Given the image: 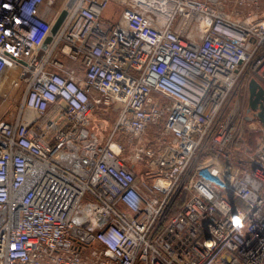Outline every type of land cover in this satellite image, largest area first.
Masks as SVG:
<instances>
[{"label":"built area","instance_id":"obj_1","mask_svg":"<svg viewBox=\"0 0 264 264\" xmlns=\"http://www.w3.org/2000/svg\"><path fill=\"white\" fill-rule=\"evenodd\" d=\"M56 1L0 0V82L23 91L0 118V264H264V135L242 131L264 125L239 110L264 86V16L226 9L257 0H114L115 22L109 0ZM113 102L110 134L90 130ZM160 127L175 147L137 143L158 165L141 184L115 134Z\"/></svg>","mask_w":264,"mask_h":264},{"label":"rangeland","instance_id":"obj_2","mask_svg":"<svg viewBox=\"0 0 264 264\" xmlns=\"http://www.w3.org/2000/svg\"><path fill=\"white\" fill-rule=\"evenodd\" d=\"M63 0H57L55 2V7L58 8L61 6ZM226 5V3H225ZM233 1L227 2L226 9L234 14L244 15V14H253L254 17H262L264 16V0H257L256 3H250L246 5H240L235 8L233 11ZM122 10V6L114 0H109L106 3V6L102 12V19L109 22H115L118 20L120 16V12ZM52 14V13H51ZM62 60L67 63L70 67L75 66L72 61H67V59L62 58ZM78 68V67H77ZM16 76V72L11 70L7 72L6 78L2 79L0 82V118L7 119L10 118L11 113L16 114L19 108V103L22 99L21 89L16 88L10 84L12 78ZM244 96L241 97L240 101V109L244 111L248 105V96L246 95V91L244 92ZM120 105L118 103L113 102L110 106H100L97 109H94L89 118V129L99 132L104 136H108L110 132L113 130L114 124L118 118V113L120 110ZM28 116V114H27ZM242 131L246 136H251V138L262 137L264 135V130H252L247 125L246 122L243 123ZM105 137V138H106ZM104 138V139H105ZM115 139L122 143L124 149L122 151V157L125 159L127 166L132 168L137 175L138 180L142 183L147 184L146 173L149 172L148 169L157 168L158 165L150 166L153 158L145 157L143 155H137L138 151L136 149L137 143L143 142L148 143L155 151L160 153L159 159L162 157L163 149L166 146L175 147V141L171 135H168L163 127L155 128L151 131H147L141 140L136 139L130 141L129 136L127 135H116ZM159 153H156L158 155ZM167 164L166 162H164Z\"/></svg>","mask_w":264,"mask_h":264},{"label":"water","instance_id":"obj_3","mask_svg":"<svg viewBox=\"0 0 264 264\" xmlns=\"http://www.w3.org/2000/svg\"><path fill=\"white\" fill-rule=\"evenodd\" d=\"M73 1L74 0H69L68 5H71ZM66 15L67 10H61L60 14L58 15L57 19L50 29V34L46 36L42 43V49H45L48 43L52 40L53 35L58 31ZM248 91L249 96L247 112L255 111L257 118L259 119L261 124L264 125V86H262V84L255 78H251L248 82Z\"/></svg>","mask_w":264,"mask_h":264},{"label":"bare ground","instance_id":"obj_4","mask_svg":"<svg viewBox=\"0 0 264 264\" xmlns=\"http://www.w3.org/2000/svg\"><path fill=\"white\" fill-rule=\"evenodd\" d=\"M145 2H147V4H149L153 10L160 9L158 12L162 13L163 15L169 10V7L167 5L162 6L161 3H159V0H146Z\"/></svg>","mask_w":264,"mask_h":264},{"label":"crops","instance_id":"obj_5","mask_svg":"<svg viewBox=\"0 0 264 264\" xmlns=\"http://www.w3.org/2000/svg\"><path fill=\"white\" fill-rule=\"evenodd\" d=\"M94 132H95V131H94ZM97 134H99V135H100L101 133L97 132Z\"/></svg>","mask_w":264,"mask_h":264},{"label":"trees","instance_id":"obj_6","mask_svg":"<svg viewBox=\"0 0 264 264\" xmlns=\"http://www.w3.org/2000/svg\"><path fill=\"white\" fill-rule=\"evenodd\" d=\"M247 137H250L251 138V136H249V135Z\"/></svg>","mask_w":264,"mask_h":264}]
</instances>
